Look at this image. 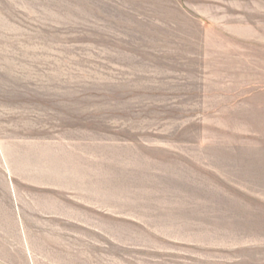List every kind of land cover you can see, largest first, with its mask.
Returning <instances> with one entry per match:
<instances>
[{
    "label": "rangeland",
    "instance_id": "1",
    "mask_svg": "<svg viewBox=\"0 0 264 264\" xmlns=\"http://www.w3.org/2000/svg\"><path fill=\"white\" fill-rule=\"evenodd\" d=\"M0 264H264V0H0Z\"/></svg>",
    "mask_w": 264,
    "mask_h": 264
}]
</instances>
